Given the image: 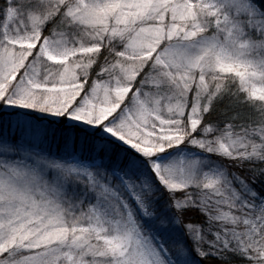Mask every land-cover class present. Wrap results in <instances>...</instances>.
<instances>
[{"label":"snow or ice","instance_id":"1","mask_svg":"<svg viewBox=\"0 0 264 264\" xmlns=\"http://www.w3.org/2000/svg\"><path fill=\"white\" fill-rule=\"evenodd\" d=\"M0 264H264V0H0Z\"/></svg>","mask_w":264,"mask_h":264}]
</instances>
